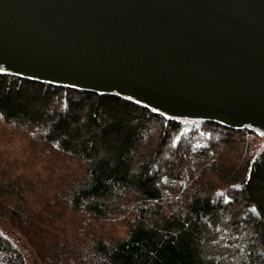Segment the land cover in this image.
<instances>
[{"label":"trees","instance_id":"16d2710c","mask_svg":"<svg viewBox=\"0 0 264 264\" xmlns=\"http://www.w3.org/2000/svg\"><path fill=\"white\" fill-rule=\"evenodd\" d=\"M0 264H264V138L0 73Z\"/></svg>","mask_w":264,"mask_h":264},{"label":"water","instance_id":"95a60500","mask_svg":"<svg viewBox=\"0 0 264 264\" xmlns=\"http://www.w3.org/2000/svg\"><path fill=\"white\" fill-rule=\"evenodd\" d=\"M0 73L264 138V0H0Z\"/></svg>","mask_w":264,"mask_h":264},{"label":"rangeland","instance_id":"374dc122","mask_svg":"<svg viewBox=\"0 0 264 264\" xmlns=\"http://www.w3.org/2000/svg\"><path fill=\"white\" fill-rule=\"evenodd\" d=\"M223 254V253H222ZM214 255H216V254H214ZM218 255H221V253L220 254H218Z\"/></svg>","mask_w":264,"mask_h":264}]
</instances>
